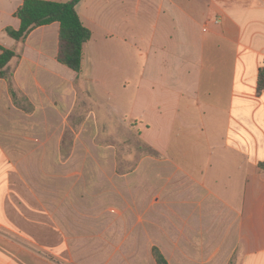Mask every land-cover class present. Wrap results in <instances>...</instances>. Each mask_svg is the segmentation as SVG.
Here are the masks:
<instances>
[{
    "label": "crops",
    "instance_id": "1",
    "mask_svg": "<svg viewBox=\"0 0 264 264\" xmlns=\"http://www.w3.org/2000/svg\"><path fill=\"white\" fill-rule=\"evenodd\" d=\"M22 3L0 0V46L20 55L11 83L0 80V150L65 134L76 122L114 132L113 124L132 121L146 146L202 183L219 207L223 237L210 241L217 248L205 261L264 264V0H82L77 10L92 38L80 73L56 59L59 23L24 42L6 34L20 28ZM94 83L121 94V116L98 101L87 106L93 99L77 85L86 92ZM200 242L175 239L194 264L204 261Z\"/></svg>",
    "mask_w": 264,
    "mask_h": 264
},
{
    "label": "rangeland",
    "instance_id": "2",
    "mask_svg": "<svg viewBox=\"0 0 264 264\" xmlns=\"http://www.w3.org/2000/svg\"><path fill=\"white\" fill-rule=\"evenodd\" d=\"M77 86L94 100L87 106L125 111L120 93ZM112 128L82 131L76 122L65 134L0 150V264H157L154 246L171 264H194L175 244L192 237L206 240L198 264H209L210 241L223 230L206 188L146 146L132 121Z\"/></svg>",
    "mask_w": 264,
    "mask_h": 264
},
{
    "label": "trees",
    "instance_id": "3",
    "mask_svg": "<svg viewBox=\"0 0 264 264\" xmlns=\"http://www.w3.org/2000/svg\"><path fill=\"white\" fill-rule=\"evenodd\" d=\"M22 5L14 13L20 21L18 30L6 28V34L19 42H24L37 28L59 23V47L56 59L62 65L74 72L82 71L84 48L92 38L91 31L83 24L77 7L82 0L57 2L48 0H22ZM0 80L6 79L11 83L10 64L20 58L15 51L0 46ZM258 93L264 91V67L259 69ZM264 170V162L260 163ZM153 256L157 264H169L162 251L154 246Z\"/></svg>",
    "mask_w": 264,
    "mask_h": 264
}]
</instances>
